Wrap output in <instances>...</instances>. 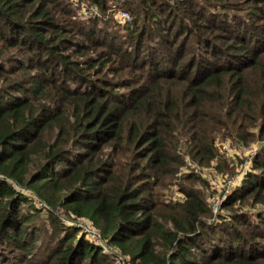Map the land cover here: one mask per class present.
Segmentation results:
<instances>
[{
  "label": "trees",
  "instance_id": "obj_1",
  "mask_svg": "<svg viewBox=\"0 0 264 264\" xmlns=\"http://www.w3.org/2000/svg\"><path fill=\"white\" fill-rule=\"evenodd\" d=\"M255 132L264 0H0V264H264V146L216 214L199 171L160 191Z\"/></svg>",
  "mask_w": 264,
  "mask_h": 264
},
{
  "label": "rangeland",
  "instance_id": "obj_2",
  "mask_svg": "<svg viewBox=\"0 0 264 264\" xmlns=\"http://www.w3.org/2000/svg\"><path fill=\"white\" fill-rule=\"evenodd\" d=\"M254 128L255 127H251L250 130L255 131L256 129ZM216 146L217 156L206 168L198 167L189 156H186L184 159V163L180 166V170L176 173V178H172L165 187L160 189L162 193L161 199H181L178 198L180 197V194H178V182L180 181V178L178 177L182 172L194 171L195 173L199 171L200 175L211 185L208 198L211 201L212 211L216 214V212H218L221 208V203L224 197L247 172L248 167L246 168L244 164L247 163V165H249L251 162V157L258 152L259 148L264 146V135L261 136L257 134V132H255L254 135H248L247 139L241 141H233L230 139H222L221 137H217ZM218 160L220 161L219 168H215V166H217ZM193 168L196 169L193 170ZM230 177L234 178L230 181V184H228L227 179ZM194 185L199 186V183H194ZM247 203L248 204L242 203L241 208L244 207L249 210L264 209V203H254L252 201H247ZM36 204L39 205L38 203ZM41 215L44 217V214ZM58 215L60 216L62 221L71 223L70 217L72 216L70 214L68 215L67 213H63L60 211L58 212ZM81 222L82 221H79L78 223L80 224ZM77 227L79 226L77 225ZM98 245L103 247L105 246L108 251L112 250L114 252H117V250L113 249L112 247L110 248V246L105 244V242H103V244L98 243ZM118 254L121 253L118 252ZM114 261L115 263H117L116 259Z\"/></svg>",
  "mask_w": 264,
  "mask_h": 264
},
{
  "label": "built area",
  "instance_id": "obj_3",
  "mask_svg": "<svg viewBox=\"0 0 264 264\" xmlns=\"http://www.w3.org/2000/svg\"><path fill=\"white\" fill-rule=\"evenodd\" d=\"M76 1V0H75ZM83 13L85 15H88V14H92V13H96L98 14L99 11H98V8L95 4H92L90 6H84L83 9H82ZM108 12H111V14L113 15V17L115 18L116 21L118 22H125L127 20L130 19V14L127 10H125L124 8H121L115 4H113L109 9H108ZM244 166L247 168L248 165L247 163L244 164ZM196 168H193V170H195ZM236 176V175H234ZM239 176V175H238ZM234 177H230L227 179V183L230 184V181L233 179ZM19 188V187H18ZM25 192L29 193V194H32L29 190H25ZM180 194V197L178 198H183V194L182 193H178ZM35 203H38L40 206H43V203L36 197L35 198ZM72 216V215H71ZM71 219V222L77 224L81 229H83L88 235L89 237L94 241L96 242L97 244H103V242H105V240L101 237L100 233L97 231V229L93 226L92 223H90L88 220L86 219H77V218H74L73 216L70 217ZM79 221H82L80 224L78 223ZM105 244H107L105 242ZM103 247V246H102ZM105 249H107L105 246L103 247ZM108 250V249H107ZM115 259L117 260V263L116 264H129L128 262H126L124 260V258L122 257V255L120 254H117V256L115 257ZM125 261V263H124Z\"/></svg>",
  "mask_w": 264,
  "mask_h": 264
}]
</instances>
